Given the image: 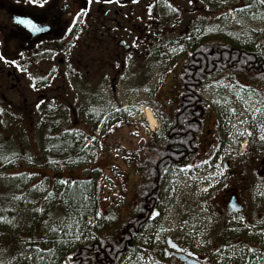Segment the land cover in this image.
I'll return each mask as SVG.
<instances>
[{
	"label": "rangeland",
	"instance_id": "obj_1",
	"mask_svg": "<svg viewBox=\"0 0 264 264\" xmlns=\"http://www.w3.org/2000/svg\"><path fill=\"white\" fill-rule=\"evenodd\" d=\"M211 2L213 3V0H192V3H189V0H169V3L179 10L178 12H172L167 8L164 4V0H144L141 6H136L134 11L138 14L141 13V18L143 20L142 25H146L144 29L146 33L142 32V34H136L138 36L141 35L136 38V40H141L144 36L146 38L143 40L157 39L159 43L155 44L156 49H149L148 44H146V55L142 60L138 53L136 55L131 54V60L127 59L129 57L127 55L123 56V54H120L118 57L115 55L114 61L119 60V58L126 59V72L128 73L124 77L120 75L122 77L121 83L118 85L120 79H116L114 81L115 87H112L109 92L102 91V87L99 88L98 110L101 111L107 108V111L111 112L110 104H116L118 107H131L136 104H146L152 108H160L163 114L168 112L170 109V94H168L169 92L166 89V85L171 80L170 74L180 66L181 61H183L186 55L184 51H181L179 48H177L176 54H172L168 51L169 46L176 47L177 45L176 39H166V37H169V35L173 33L169 31L170 24L172 25L173 23L177 24V22H180V24L183 25L185 22H189L188 24L190 25H187L189 28L186 30H192L195 34L197 33L194 31V28H215L214 31H204L203 33L207 32L208 34L210 33V35L222 34L238 44H262L264 41V32L259 31V29H264V20H253L251 19V15L253 12L264 13V6L258 5L257 9L253 8L249 13L241 14L243 24H236L232 19L233 14H229L227 22L224 15H222L220 21L214 19L218 17L217 10L213 15V19L212 16H209V21L204 20L205 14L202 12L201 8L203 5L206 7L209 6L210 11H212V6L210 7ZM244 3H249V1L246 0ZM149 5H152L151 9H149ZM218 6L221 7L222 13L226 11L224 4L220 3ZM242 6L243 4H241L240 7ZM198 8H200L199 13L196 14L195 12L191 14V10L194 9L196 11ZM129 13L131 14V11H129ZM174 15L176 16L174 17ZM181 25H179V27L182 28L183 26ZM177 27L173 30L174 32ZM253 28L257 29V31L252 32L251 30ZM168 39L169 41L166 42ZM169 42L170 44L167 45ZM149 53H151V55H149ZM161 53H164V55H161ZM153 55L154 57L151 61L150 58ZM150 62L158 63L156 70L154 69L157 64L150 65ZM129 63L131 65H129ZM144 63L146 64L147 76L143 77L145 81H140L138 68L141 66L144 68ZM173 65H175L174 68ZM118 68L120 67L115 65L112 68L113 73H115L114 71ZM169 68H173L170 73L168 72ZM214 81H220L221 83L218 85L214 83ZM225 83H231L234 90H239L240 85H247L254 89V87H251V85L247 84L243 79L235 76L218 74L207 78L204 96L209 102L214 103L215 101H219V103L216 102V106H220L213 107L209 113L206 114L207 126L205 128L206 130L212 131L211 138L207 142L212 143L215 141L212 136H216L217 134L216 126L220 128V138L226 136L222 144L217 142V140L216 143H214V145L217 143L221 144V148L216 150L217 155L212 156L208 165L193 169L188 175L177 172L174 177L171 172L166 173L162 180H159L157 197L156 193L154 194L157 210L161 213L160 218L156 221L157 224L162 223L164 227L168 228L173 227V222L178 225L181 221H187L183 230L176 227L174 231L165 233L164 235L197 254L203 264H223L224 259L220 260V254L223 253L222 247H220L223 242L221 235L225 232L224 229L228 230L229 227L234 228L235 225L233 226V224L239 222L233 219V217L243 215L245 217L244 225L248 223L249 227H251L258 223L259 219H257V217L260 218L264 216V203L261 198L263 196L261 193H264V176L263 173H259L264 171V141L259 140V131L252 127L253 122L251 121L250 113L246 111V106L235 96L233 90L221 86ZM145 87L149 88L148 92L143 91ZM74 88V82H69L66 85L67 93L66 95L64 93L62 94L67 102H70L73 106H76L82 99L90 102L91 99L88 97L89 95L85 94L84 97H81L74 91H71ZM258 88L259 92L254 90L260 93L261 96H264V89H262L261 86H258ZM107 93L110 96H106ZM241 94L245 99H248V97L252 95L248 92L247 88H245ZM7 97L8 100L12 99L11 94H8ZM50 99L52 98L50 97ZM107 99L110 102H108ZM257 99H259L258 96L252 95L250 102L255 104ZM51 102L54 101L52 100ZM228 108H235V115L239 119H244L246 116L249 117V124L244 127H248L249 131L253 132V136L251 137L237 138L239 142L242 140L241 147L237 150H235V147L238 143H234L232 138L228 135L229 132L234 133L229 121L235 123V119L227 111ZM53 109L54 111H50ZM85 109L89 113L90 106ZM60 111L61 109L57 107L55 102L54 104H46L44 109L40 106L33 112H29V110H20L15 113L13 111H6L9 113L0 111V121L3 122L0 123V132L7 133L10 131L7 135L12 139L13 144L16 142L20 144L21 139H23L24 141H28V143L25 141L28 147L30 146L29 144H31L33 150L38 152V134L45 129L47 130V127L53 122V120H48L49 113L53 112L59 116L61 115ZM62 111H65V109ZM115 117L124 120L130 119V117L123 113L113 112L111 120L114 121ZM107 118L108 117L104 119L107 121V128L116 124L117 121L113 123L109 118L107 120ZM68 119V116L64 119V121H66L64 123L65 127H69V121L71 120L69 119L68 121ZM82 120L83 119H80L84 128L89 130V126L83 124ZM16 125L23 129H29L34 137H18L16 130H12L17 127ZM104 127H106V125L102 124V128ZM236 127L240 129L242 126L237 124ZM134 130L139 131V136H132L130 134ZM100 133H98L100 139L95 141L92 145L93 152L90 150V146L89 149H86V152L91 155V158L85 161L87 162L85 166L77 169H64L62 172L58 173L45 170H34L41 173L42 181L38 183L40 187L48 183V180L45 179L47 176L50 181L56 177L70 179L71 181L86 179L85 177L87 176L93 178L92 184H95L96 189L94 201L96 204L95 210H100L105 215L115 217V219H101L99 223L102 230L97 229L94 224L89 225L88 227L91 228L92 235L113 229L115 224L123 220L127 215L132 204L133 198L131 199V197L135 185L139 181L138 174L135 171L136 164L142 159L139 154V149L148 143L147 139L150 135L143 127H138L135 122H133L132 126L117 128L111 134L106 131V134H104V136L107 137L106 139H103V135H100ZM20 135H22V133ZM245 140H249L250 142L245 144ZM148 141L150 143L151 141L153 142L152 138L151 140L149 138ZM203 143L204 141H202V144ZM201 147L206 148V152H203L202 155L204 158L208 159L213 153V147L209 146V144H203ZM229 148L234 149V151H229L225 155V151ZM115 149H119V153H117ZM243 153L245 157L242 155ZM221 157H223V159H221ZM212 160L214 161L212 162ZM217 163L224 166L222 175L219 174L216 168ZM183 164H186V162L180 165ZM18 166V169H24L21 163ZM213 171H216L217 175L215 177L209 176V173ZM239 174L241 175L239 176ZM190 176H195L197 179H189ZM200 177H207V179H200ZM169 181H172V183L170 184ZM173 188H175L174 192L172 191ZM204 188H207L208 191H200ZM230 192L238 194L241 202L244 204V210L241 213L232 214L228 217L224 210V202ZM160 199L166 201L163 206H160ZM55 201L56 200H53V202ZM94 212L95 211H93L92 215L89 217H92ZM165 216H168L167 220L164 219ZM148 232V229L143 228L135 239L137 245H142L140 239L141 234ZM184 232H190V235L184 236ZM196 233H201L202 235H196ZM85 234H87V232ZM177 237H180V239H177ZM200 239L207 241V243L197 246L196 241ZM163 246H165V243H161L160 246L157 247L158 250H161ZM142 247L156 249L155 245H142ZM217 249H220V253L216 251ZM128 253L129 251L126 254ZM157 254V251H155L154 255L159 259ZM205 257H207V259H205ZM167 264L170 263L167 262Z\"/></svg>",
	"mask_w": 264,
	"mask_h": 264
},
{
	"label": "trees",
	"instance_id": "obj_2",
	"mask_svg": "<svg viewBox=\"0 0 264 264\" xmlns=\"http://www.w3.org/2000/svg\"><path fill=\"white\" fill-rule=\"evenodd\" d=\"M248 1L252 3V0ZM244 2L246 0H227L226 3H223L226 11L222 13L221 7L218 6L220 0H213V3H210L212 11L204 5V20L209 21V16H212L213 19L217 10L218 17L214 19L220 21L222 15L224 17L229 16L227 13L229 8L240 7ZM254 8L257 9L258 5ZM188 23L185 22L181 25L180 22H177V24L169 25V31L173 33L166 39H176L177 44L184 46L183 51L186 54L180 66L170 74L172 79L166 85L170 94V109L164 115L172 123L162 125L164 128L163 136L149 135L148 139L151 140L152 138L153 142L150 143L147 139L148 143L139 149L142 159L135 167L139 181L135 185L131 197V199L133 198L132 204L127 215L115 224L113 229L93 235L96 237L95 240L86 241L82 239L64 248L62 253H57L52 259L58 261L59 264H65L61 257L66 256L69 252L78 254L77 259H83L86 256L91 264H109L110 261L111 264H118L112 258V251L103 246L105 240H113L117 236L127 237L126 240H122L125 247L119 253L121 256L139 246L135 239L143 230L142 225L145 221V215L141 214L140 209H143L144 213L147 214L149 206L155 204L154 194L156 193L157 197L159 180L161 181L166 174L162 172L163 168L167 166L170 169L182 164L184 160L194 156L199 146L198 135L202 125L200 123V111L196 109V105L204 104L199 93L204 89L208 77L218 74L235 76L243 79L256 91L260 89L258 86L264 89V54H262L264 53V44H238L222 34L210 35L207 32L195 34L192 30H186L189 28L187 25H190ZM179 25L183 27L181 28ZM175 27L177 29L174 32ZM185 36H191L192 39L190 41L185 40ZM149 42L152 45L159 43L157 39L149 40ZM105 110L108 109L98 110L97 124H101L99 121ZM48 118L53 122L47 127V130L39 132L37 137L38 152L33 150L31 144L28 147L26 144L28 141L25 140V142L23 139H21L20 144L17 142L13 144L12 139L7 135L10 131L7 133L0 132V152L9 160V163L0 162V207L9 209L7 213H0V215H7L9 219L13 220L12 225L0 224V262L2 264H39V262L25 257L32 254L33 245H39L41 248L52 247L53 234L48 233L45 237L47 229L43 224V220L50 219L48 213L52 214V219L58 216L71 215L83 223L95 211V184L87 186L84 183L85 181L93 182L92 177L87 176L86 179L75 181L56 177L50 181L47 176L45 179L48 180V183L43 187L38 186V183L42 181V176L40 172L34 170L58 173L64 169H77L85 166L87 163L85 161L91 158V155L83 150L84 140L76 135V131H65L69 127H65L66 121L62 115L57 116V114L50 112ZM56 120L59 123H56ZM16 126L12 130H16L18 137H34L29 129ZM21 133L22 135H20ZM13 152L17 154L15 157L12 155ZM28 157H31V160ZM152 160H155L156 163H152ZM51 161H59V165L53 164ZM20 163L24 168L22 170L18 169ZM13 173H20V175L13 176ZM29 173L33 175L29 176ZM22 177L24 178L22 179ZM62 179L74 182L72 187L67 188L59 185L58 181ZM33 184H36L38 189H33ZM62 189L74 194L76 199L72 200L70 204H65L55 197L48 201L43 199V195L48 191L60 196ZM82 192H85L92 199L84 202L81 196ZM13 194L23 195L26 199L11 201ZM261 198L264 203V195ZM68 199L69 197H64V200ZM53 200L56 201L53 202ZM31 201H36V203L33 204ZM35 208H43L45 212H36L34 211ZM233 226L234 228L224 229L225 232L221 235L223 238L221 246L233 245L240 251L237 252L236 256L229 259L234 249L227 246L222 247L223 264H244V261L240 259L241 255H244L250 264H255L252 259L253 254L248 253L247 248H259L260 251L264 252V238L257 234L261 229H264V216L254 225L255 227H249V229L239 222L234 223ZM41 237L45 238L41 239ZM139 247L143 251V247ZM162 249L163 247L161 250H158L157 247L155 249L159 259H161ZM43 255L48 256L47 253H43ZM163 261H167L165 257H163ZM43 264H49V259L46 258Z\"/></svg>",
	"mask_w": 264,
	"mask_h": 264
},
{
	"label": "flooded vegetation",
	"instance_id": "obj_3",
	"mask_svg": "<svg viewBox=\"0 0 264 264\" xmlns=\"http://www.w3.org/2000/svg\"><path fill=\"white\" fill-rule=\"evenodd\" d=\"M143 1L130 0L121 3L112 0L111 3H106L105 0H94L90 11L84 18V23L77 24L69 36H64L75 12L85 5V0H47L43 7L28 3L26 0L19 3L17 0H0V54L9 61L16 60L22 68L26 69V71H21L16 65L0 61V109L14 113L20 110L33 112L37 109V104H40L44 109L46 104L55 102L61 109L60 114L64 119L68 116L71 120L68 119L69 129L78 130L83 136L89 138L98 135V131L94 128L101 127V124H97L99 88L102 87V91L109 92L112 87H115L114 81L119 78V85L122 80L121 76L124 77L128 73L126 72V59L119 58L114 61L115 55L118 57L120 54L129 56L138 53L142 60L146 55V44L149 49H156L149 39L143 40L146 38L144 36L141 40H136L141 36L136 34L146 33L144 30L146 25H142L141 13L138 14L134 11V8L141 6ZM65 4L68 5L67 8H65ZM201 10L204 11V5ZM195 12L199 13L200 8L196 11L191 10V14ZM17 17L33 20L41 27V30L37 32L18 24ZM69 40H74L72 46L69 45ZM134 42L136 43L135 47L132 46ZM21 53L23 56L20 55ZM153 57L154 55L151 56V61ZM155 63L157 65L154 70L157 69L158 63H149L150 65ZM115 65H119L120 68L113 73L112 68ZM129 65L131 64L129 63ZM138 73L140 81H145L143 77L147 76L146 64L144 68L142 66L138 68ZM39 77H46V79L40 80ZM69 82H74L75 85L71 91L81 97H84L85 94L89 95L90 102L82 99L76 106L67 102L62 93L66 95V85ZM205 87L199 93L204 104L196 105V109L200 111L202 125L198 135L199 146L194 156L184 160L183 163L189 161L199 163L201 160H205L202 153L206 152V148L201 146L209 144L213 147L216 140L222 144L226 137L220 138V128L216 126L217 134L212 136L215 141L212 142L213 144L207 142L211 138L212 131L205 128L207 126L206 114L216 106V102H209L205 98ZM8 94H11L12 99L8 100ZM106 96L110 95L107 93ZM52 100L54 102H51ZM41 101L43 103H40ZM107 101L110 102L108 99ZM89 106L95 109V112H89V114L85 109ZM63 109L65 111H62ZM50 111H54V109ZM106 117L108 116L103 114L101 120ZM80 119H83V124L89 126V130L84 128ZM202 141H204L203 144ZM241 142L242 140L236 144L235 150L241 147ZM259 173H263L264 176V171ZM232 197L244 210V204L235 192H230L227 195L224 210ZM231 215L232 213L226 214L228 217ZM247 229H249L248 223ZM186 250L192 252L189 249ZM169 251L172 250L169 249ZM181 254L185 255L186 253ZM197 257L199 264H203L199 256ZM165 258L170 264H181L176 258L169 259L166 256Z\"/></svg>",
	"mask_w": 264,
	"mask_h": 264
},
{
	"label": "snow or ice",
	"instance_id": "obj_4",
	"mask_svg": "<svg viewBox=\"0 0 264 264\" xmlns=\"http://www.w3.org/2000/svg\"><path fill=\"white\" fill-rule=\"evenodd\" d=\"M17 2H25V0H17ZM26 2L31 3L33 5H39L43 7L46 3L47 0H26ZM94 0H85V5L80 7L78 11L75 12L71 24L67 27L66 31L64 32V36H69L73 31L74 28L77 24H83L84 23V18L87 16L88 12L90 11V7L93 4ZM106 3H111L112 0H105ZM135 2V0H134ZM227 0H220V3H226ZM189 3H192V0H189ZM164 4L167 8H169L172 12H178L179 10L171 3H169V0H164ZM256 5L264 6V0H252V3H244L242 7L236 8V7H231L228 9L229 14L232 15V19L236 24H243V20L241 18V14H247L253 9ZM68 5L65 4V8H67ZM149 9H151L152 5L148 6ZM225 20L228 19L227 16L224 17ZM219 19V18H218ZM251 19H261L264 20V13L261 12H253L251 15ZM17 23L20 25H24L34 31H40L41 27L34 23L33 20L28 19V18H21L17 17L16 18ZM215 28H194V31L196 33L203 34L204 31H214ZM252 32H256L257 29L253 28L251 30ZM259 31L264 32V29H259ZM78 38V37H77ZM185 40L190 41L192 39L191 36H185ZM69 45L72 46L74 44V40H69L68 41ZM264 44V42H262ZM133 47L136 46V43L134 42ZM177 48H179L181 51L184 50V46L177 44L176 47H171L169 46L168 51L172 54H176ZM264 54V53H262ZM23 56V53L20 54ZM151 55V53H149ZM161 55H164V53H161ZM191 55V53H189ZM128 60H131V54L127 58ZM0 61H4L5 63H10L13 65H16V67L21 70V71H26V69L22 68L16 60H7L6 57L2 54H0ZM246 62V61H245ZM119 67V65H118ZM175 65H173V68ZM173 68H169L168 72H172ZM40 80L46 79V77H39ZM216 84H220V81H214ZM223 87L228 88L229 90H233L234 94L236 97H238L242 103L246 106V111L250 113L252 127L257 129L260 133L259 135V140L264 141V96H261L260 93H257L254 89H251L247 85H240L239 90H234L233 85L231 83H225L221 85ZM247 88L248 92L251 93L254 96H258L259 99L256 100L255 104H252L250 101L252 99V95L248 97V99H245L244 96L241 94L243 90ZM143 91L148 92L149 88L145 87ZM219 103V101H215ZM40 103H43L41 101ZM37 108L40 107V104L36 105ZM51 107V106H50ZM111 112L105 110L104 114L111 119L112 113H123L130 117L129 120H124L122 118H118L117 122L115 125L112 127L107 128L108 133H113L115 129L125 127V126H132L133 122L138 127H143L146 131L149 132L150 135L153 136H163L164 133V128L162 125H170L172 122L168 120L167 116L163 114L162 110L160 108H152L149 105L146 104H136L132 105L131 107L125 106V107H118L116 104H110ZM2 111V109H0ZM227 111L233 116L235 119V123H232L229 121L231 124L232 129L234 130L233 132H229L228 135L232 138V141L234 143H239V140L237 139L238 137H251L253 136V132L249 131L248 127H244L245 125L249 124V117H244V119H239L236 117V109L235 108H228ZM89 112H95V109L90 108ZM145 113H147V116H145ZM150 115L151 119L149 120L148 116ZM0 123H3L0 121ZM56 123H59V121H56ZM101 124H105L107 126V121L101 120L99 121ZM239 124L242 127L238 129L236 125ZM65 131H72L71 129H65ZM78 131V130H76ZM99 131V129H98ZM132 136H139V131H132L130 133ZM84 140L87 141L85 143L84 148L89 149L90 145H93L94 141H97L100 139L98 135H93L90 138L88 136H83V134H80ZM107 137H105L106 139ZM250 141L245 140L244 143L247 144ZM103 146V145H101ZM55 147V145H53ZM221 148V144L217 143L213 145V153L211 156H209L208 159L201 160L199 163H186L183 165L176 166L172 169H169L167 166H165L162 170L163 173H169L171 172L172 175L175 177L176 173H183L185 175H188V173L196 168H200L203 165H208L209 161L212 159V156H216L217 149ZM117 153H119V149H115ZM229 151H234V149H227L225 151V155ZM13 157H15L17 154L15 152L12 153ZM29 160H31V157H28ZM223 159V157H221ZM0 162L2 163H9L8 157L4 156L2 152H0ZM152 163H156L155 160L151 161ZM51 163L59 165V161H51ZM216 168L219 171V174L222 175L224 171V166L220 163L216 164ZM13 176H19L20 173H13ZM33 175L32 173H29V176ZM217 175L216 171H213L209 173V176L215 177ZM24 177H22L23 179ZM189 179L195 180L197 177L195 176H190ZM200 179L206 180L207 177H200ZM74 182H70L68 180H59L58 184L61 186H65L67 188H71L72 184ZM85 185L91 186L92 181H85ZM171 184L172 181H169ZM211 186V185H209ZM18 187V186H17ZM33 189H38V186L36 184L32 185ZM172 191H175V188L172 189ZM200 191L202 192H207L208 189L204 188L201 189ZM261 195H264V193H261ZM67 196L69 197L68 200H64V197ZM81 196L83 200L85 201H90L92 198L87 195L85 192L81 193ZM55 197L57 200L62 201L65 204H70L72 200L76 199V196L74 194H70L68 191H64L63 189L61 190V195L56 196L55 193L52 191H48L45 195H43V199L45 201H48ZM21 199H26V197H23V195H12L11 196V201H19ZM159 199V197H158ZM31 203L35 204L36 201H31ZM160 206H163L166 201L164 199L159 200ZM87 207V205H85ZM204 210V209H202ZM9 211L8 208L6 207H0V213H7ZM34 211L36 212H45V209L43 208H35ZM141 214L145 215V221L143 223V227L145 229H148V233H143L140 236V239L142 241V245H155L156 247H159L161 243H167L170 245V248L172 251H169V248H164L161 253V259H157L156 256L154 255L155 248H143V251L140 250V247L138 246L137 248L131 249L128 254L121 256L119 253L121 250L125 247V245L122 243V240H126L127 237H119L117 236L113 240H105L104 245L108 249H110L113 253V259L118 262V264H167V261H163V257H169V259H175V255L173 253H186L188 256H195L194 252H189L187 251L184 247H181L178 245L176 242L172 241L170 237L165 236V233H170L175 230L176 227L180 228L183 230L185 225L187 224V221H181L180 224L176 225L173 222V227H164V225L157 224L156 221L158 218H160L161 213L159 210H157V206L155 204L149 206L147 214L144 213L143 209H140ZM50 219L49 220H43V224L45 228L47 229V232L45 233V237L47 236L48 233L53 234V241H52V247H44L41 248L39 245H33V252L32 254L26 256V259L29 260H34L35 262H39V264H43V261L47 258L49 259V264H59L58 261L52 259L57 253H62L64 248L83 240H95L96 237L92 235V230L89 228V225H95L97 229H101V225L99 221L101 219L107 220V219H115V217H109L105 215L102 211L100 210H95L94 215L92 217H89L86 221L81 223L80 221L76 220L75 217L71 215H64V216H58L55 219H52V214L48 213ZM165 220L168 219V216L164 217ZM233 219L238 220L240 224L244 225L245 217L243 215H240L238 217H233ZM0 224H8L12 225L13 220L9 219L7 215H0ZM247 227V225H244ZM255 227V226H253ZM75 229V231H74ZM155 229V230H153ZM102 230V229H101ZM87 232V234H85ZM262 238H264V229H261L258 233ZM190 232H184V236H189ZM196 235H202L201 233H196ZM45 237H41V239H44ZM177 239H180V237H177ZM207 243V241H204L203 239L197 240L196 245L200 246ZM141 245V246H142ZM229 247L233 248L234 251L231 253L229 259L231 257L236 256L237 252L240 251L236 246L233 245H222L221 247ZM218 253H220V249L216 250ZM248 253H252V259L255 262V264H264V252L260 251L259 248H252L248 247L247 248ZM259 252V255L257 253ZM43 253H47L48 256L46 257L43 255ZM78 254H73L69 252L66 256H62L61 259L65 262V264H91V261L85 256L83 259H77ZM207 259V257H205ZM224 259L223 253L220 254V260ZM240 259L244 261V264H250V262L247 260V258L244 255L240 256ZM2 264V262H0ZM111 264V261L109 262Z\"/></svg>",
	"mask_w": 264,
	"mask_h": 264
},
{
	"label": "water",
	"instance_id": "obj_5",
	"mask_svg": "<svg viewBox=\"0 0 264 264\" xmlns=\"http://www.w3.org/2000/svg\"><path fill=\"white\" fill-rule=\"evenodd\" d=\"M114 1L124 3V2H128L130 0H114ZM236 201L237 200L234 197H232L230 199V201L226 205V212L227 213H237V212H240L242 210V206L238 205L236 203ZM167 246H168V248H170L169 244H167ZM175 257L177 259H179L183 264H199L197 261L196 255L195 256H188L187 254H185V255L176 254Z\"/></svg>",
	"mask_w": 264,
	"mask_h": 264
},
{
	"label": "bare ground",
	"instance_id": "obj_6",
	"mask_svg": "<svg viewBox=\"0 0 264 264\" xmlns=\"http://www.w3.org/2000/svg\"><path fill=\"white\" fill-rule=\"evenodd\" d=\"M145 116H147V113H145ZM149 120L151 119L150 115L148 116Z\"/></svg>",
	"mask_w": 264,
	"mask_h": 264
}]
</instances>
